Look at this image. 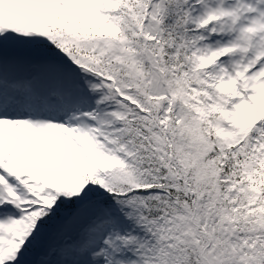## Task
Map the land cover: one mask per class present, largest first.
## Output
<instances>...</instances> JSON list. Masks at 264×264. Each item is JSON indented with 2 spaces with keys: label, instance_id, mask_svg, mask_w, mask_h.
<instances>
[{
  "label": "snow or ice",
  "instance_id": "obj_1",
  "mask_svg": "<svg viewBox=\"0 0 264 264\" xmlns=\"http://www.w3.org/2000/svg\"><path fill=\"white\" fill-rule=\"evenodd\" d=\"M0 264H264V0H0Z\"/></svg>",
  "mask_w": 264,
  "mask_h": 264
}]
</instances>
